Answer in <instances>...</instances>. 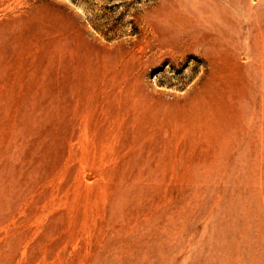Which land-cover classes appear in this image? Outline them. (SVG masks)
<instances>
[{"label":"rangeland","instance_id":"rangeland-1","mask_svg":"<svg viewBox=\"0 0 264 264\" xmlns=\"http://www.w3.org/2000/svg\"><path fill=\"white\" fill-rule=\"evenodd\" d=\"M0 264H264V0H0Z\"/></svg>","mask_w":264,"mask_h":264},{"label":"bare ground","instance_id":"bare-ground-1","mask_svg":"<svg viewBox=\"0 0 264 264\" xmlns=\"http://www.w3.org/2000/svg\"><path fill=\"white\" fill-rule=\"evenodd\" d=\"M183 41H184V40H183ZM160 45H161V44H160ZM180 48H181V47H180ZM185 48H186V47H185ZM161 49H162V48H161ZM174 49H175V48H174ZM157 50H160V49L157 48ZM155 51H156V50H155ZM163 51H164V50H163ZM165 51H166V49H165ZM165 51H164V52H165ZM167 51H168V50H167ZM170 51H171V50H170ZM175 52H176V51H175ZM175 52H173V53H174V54L178 53V52H176V53H175ZM154 53H155V52H154ZM166 53H168V52H166ZM173 53H172V54H173ZM154 55H155V54H154ZM156 55H157V54H156ZM165 55H166V54H165ZM165 55H164V57H165ZM168 55H169V54H168ZM168 55H166V56L168 57ZM170 55H171V54H170ZM170 55H169V56H170ZM144 56H145V55H144ZM144 56H143V57H144ZM174 56H176V55H174ZM145 57H146V56H145ZM156 57H157V56H156ZM177 57H178V56H177ZM147 58H148V56H147ZM159 58L161 59V57H159ZM165 58H166V57H165ZM170 58H172V56H171ZM174 59H178V58H174ZM165 60H166V59H165ZM179 60H180V58H179ZM215 62H216V61H215ZM176 63H178V61H176ZM207 82H208V81H207ZM198 90H199V89H198ZM198 90H196V91H198ZM200 90H201V89H200ZM193 91H195V90H193ZM154 92H155V91H154ZM132 93H133V92H132ZM158 94H159V93H158ZM129 95H130V94H129ZM160 95H161V94H160ZM162 95H163V94H162ZM166 96H167V95H166ZM125 97H126V95H125ZM134 97H135V96H134ZM163 97H164V96H163ZM135 98H136V97H135ZM143 98H144V96H143ZM167 98H168V97H167ZM156 99H157V98H156ZM159 99H161V98H159ZM121 100H122V99H121ZM141 100H142V99H141ZM177 100H179V99H177ZM136 101H137V99H136ZM197 101H198V100H197ZM137 102H138V101H137ZM167 102H168V101H167ZM170 102H171V101H170ZM177 102H178V101H177ZM179 102H180V101H179ZM115 103H116V102H115ZM150 103H151V102H150ZM172 103H173V102H172ZM157 104H158V103H157ZM173 104H174V103H173ZM173 104H172V105H173ZM159 105H160V104H159ZM170 105H171V103H170ZM172 105H171V106H172ZM136 106H137V105H136ZM177 106H178V105H177ZM157 107H159V106L157 105ZM185 107H186V106H185ZM150 108H151V107H150ZM186 108H187V107H186ZM136 109H137V108H136ZM138 109H139V108H138ZM156 109H157V108H156ZM189 109H190V108H189ZM175 110H176V109H175ZM187 111H188V110H187ZM150 112H151V111H150ZM164 112H165V111H164ZM170 112H171V111H170ZM122 115H123V114H122ZM161 115H162V114H161ZM168 119H169V118H168ZM118 120H119V119H118ZM95 123H96V122H95ZM159 123H160V122H159ZM157 125H158V124H157ZM145 126H146V125H145ZM147 126H148V125H147ZM170 126H171V125H170ZM155 128H156V127H155ZM102 130H103V129H102ZM137 131H138V130H137ZM193 131H194V130H193ZM187 134H188V133H187ZM101 136H102V135H101ZM94 139H95V138H94ZM104 150H105V149H104ZM104 156H105V155H104Z\"/></svg>","mask_w":264,"mask_h":264}]
</instances>
